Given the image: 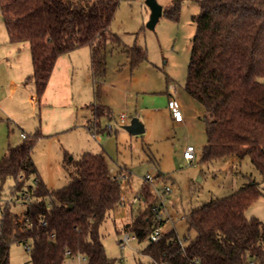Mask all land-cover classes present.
<instances>
[{
	"label": "trees",
	"instance_id": "obj_1",
	"mask_svg": "<svg viewBox=\"0 0 264 264\" xmlns=\"http://www.w3.org/2000/svg\"><path fill=\"white\" fill-rule=\"evenodd\" d=\"M120 1L0 0L9 40L30 45L38 101L58 57L78 47L91 48L96 77L104 76L112 48L126 52L132 68L147 59L142 47L126 44L111 30ZM198 2L185 89L204 108L207 142L202 161L248 155L264 177V0ZM167 12L177 19V7ZM96 93L98 99L99 87ZM93 108L96 116L110 112L98 100ZM42 137L38 129L0 157V180L13 178V194L26 206L20 214L9 206L2 211L0 264H10L13 242L30 245L31 264H67L79 254L87 257V264H115L106 252L101 227L121 203L119 176L112 173L106 154L86 151L72 158L75 169L69 171L66 185L48 187L33 160ZM263 193L250 179L192 210L188 224L196 235L187 244L171 230L158 241L150 240L144 254L159 264H264V222L247 216ZM139 194L146 207L124 229L143 240L162 224L153 209L160 199L147 182Z\"/></svg>",
	"mask_w": 264,
	"mask_h": 264
},
{
	"label": "rangeland",
	"instance_id": "obj_2",
	"mask_svg": "<svg viewBox=\"0 0 264 264\" xmlns=\"http://www.w3.org/2000/svg\"><path fill=\"white\" fill-rule=\"evenodd\" d=\"M157 1L163 5V14L155 29L147 27L151 10L145 0H121L111 23V30L126 44L142 47L147 59L133 69L128 65L127 53L119 47L112 48L103 77H96L90 61H86L89 77L85 76L87 70L84 75L82 72L74 85L75 90L78 88L76 93L83 122L74 129L38 139L33 151L40 178L53 189L69 182V171L75 169L72 158L78 159L85 151L106 154L112 173L121 177L122 199L126 202L125 205L119 203L101 227L106 252L115 259V264H159L143 252L150 239L139 240L132 231L124 229L128 218L146 207L144 200L134 202V197L146 182L147 173L155 177L150 186L162 203L163 232L175 230L185 244L196 235L188 224L192 210L234 192L250 179L257 181L264 192V177L250 156L202 161L207 142L204 108L185 89L196 31L193 15L200 12V4L198 0ZM175 7L178 8L177 19L169 17L167 12ZM6 37L0 11V52L8 44ZM83 47L90 48L88 45ZM20 52L22 64L27 67L28 44L22 45ZM125 76L130 81L122 83ZM98 87L102 93L97 99ZM125 88H128V99L124 96ZM33 94L37 95L35 88ZM170 94L178 99L187 124L174 122L168 106ZM97 100L108 105L111 114L96 116L90 108ZM122 113L126 115V123L120 120ZM134 117L145 125V132L131 134L123 127ZM30 128L24 126L29 137L36 132ZM20 132L19 126H14V131L7 126L6 138L1 132L0 138L8 144L17 140ZM188 145L195 148V158L191 160L184 158ZM5 152L0 142V157ZM160 173L162 175L158 176ZM14 185L11 177L3 182L0 180V220L6 206L19 214L25 210L22 198L17 199L13 194ZM164 186H169L171 193L164 195ZM247 216H255L264 222V193L250 205ZM126 233L134 239L123 245ZM30 258L23 243H12L10 264H31ZM73 264H87V261L76 258Z\"/></svg>",
	"mask_w": 264,
	"mask_h": 264
},
{
	"label": "crops",
	"instance_id": "obj_3",
	"mask_svg": "<svg viewBox=\"0 0 264 264\" xmlns=\"http://www.w3.org/2000/svg\"><path fill=\"white\" fill-rule=\"evenodd\" d=\"M7 40L8 44H6V46L2 49L3 51L0 52V132L5 138L7 134V126L8 129L11 128L13 131L14 126H19L21 128V132L20 135H17V140L12 142L10 141L8 144L5 143L4 138L2 140L0 138L1 145L3 144L4 151L6 152L9 147L16 146L23 142V140H21V138L23 139V133L28 135L27 131L24 129L25 125L31 127L32 129H36V131L41 129L43 137L65 132L77 127L83 118L80 117L81 115L79 112V102L76 93L78 88L75 90L74 85L82 75V72L84 75L87 70L85 76L89 77V68L87 67L88 69H86V61H90L89 65L92 70L91 48L82 46L70 51L69 53L59 56L55 63L45 93L41 101H38L36 99L37 95L33 94L35 87L31 79L33 73V63L29 43L11 42L9 40V36L6 37V41ZM24 44H28L30 49V57L28 59L27 67L22 64L21 57L19 56L21 46ZM127 58L128 65H130L129 57L127 56ZM84 63L85 65L83 66ZM121 81L122 83L127 81L129 82L130 78L125 76L121 79ZM78 84H80V81ZM99 91L102 93L101 87ZM123 92L125 93V98L128 99V88H125ZM172 95L173 94H170V97ZM102 105H105L110 112H105L101 115L111 114L110 107L103 103ZM90 109L93 110L95 114L92 104ZM38 117L39 119H37ZM173 120L178 125L187 124L185 119L183 122H177L173 117ZM124 123H126V120ZM90 124L91 122H89V125ZM233 158L235 159V156H233ZM121 171H123V169ZM230 172H232V170ZM129 178L130 177H128V179ZM128 181L130 182V179ZM123 200L124 202L121 203L125 205V199ZM171 200L173 201V199ZM132 216L133 215H131L125 223H127Z\"/></svg>",
	"mask_w": 264,
	"mask_h": 264
},
{
	"label": "built area",
	"instance_id": "obj_4",
	"mask_svg": "<svg viewBox=\"0 0 264 264\" xmlns=\"http://www.w3.org/2000/svg\"><path fill=\"white\" fill-rule=\"evenodd\" d=\"M169 108L171 110V113H172L175 121H177V122H183L184 121L185 117H184L182 108L179 104L178 99L174 95H172L170 97ZM120 119H121V122L124 123L126 120V115L124 113H122L120 116ZM109 128H111V126H109ZM26 135H27L26 133H23L22 134L23 138H25ZM194 151H195L194 146L188 145L187 149L184 152V157L188 160L193 159L195 156ZM119 178H121V177H119ZM145 181L147 183H151V182L155 181V177L152 176L150 173H147L145 175ZM162 190H163L164 195L171 193V188L169 186H164L162 188ZM161 199H162V196H161ZM142 200H144V197L141 194H138L134 197V202H138V201H142ZM169 201H170V203H173V201L171 199ZM121 202H124V200L122 199ZM161 204H162L161 201H159L153 208L155 213H156L157 221L159 223L162 222V224L156 225L154 227V229L151 231V233L149 235V239L151 241H158L162 237V234H163L162 225L164 223V220L162 218V206H161ZM132 239H134V236H131L130 234L126 233L122 244L125 245L127 242H129ZM26 248H27V250H30L31 247H30V245H26ZM67 253L70 254L69 251H67ZM76 258H79V259L81 258V259L86 260L88 262V259L86 256L79 254L74 258H69L67 261V264H73ZM191 264H200V261L195 260V261H192Z\"/></svg>",
	"mask_w": 264,
	"mask_h": 264
},
{
	"label": "water",
	"instance_id": "obj_5",
	"mask_svg": "<svg viewBox=\"0 0 264 264\" xmlns=\"http://www.w3.org/2000/svg\"><path fill=\"white\" fill-rule=\"evenodd\" d=\"M145 3L151 10L147 27L155 29L157 22L163 14V5H161L157 0H145ZM123 127L131 134H141L145 132V125L137 117L132 118L131 121Z\"/></svg>",
	"mask_w": 264,
	"mask_h": 264
}]
</instances>
